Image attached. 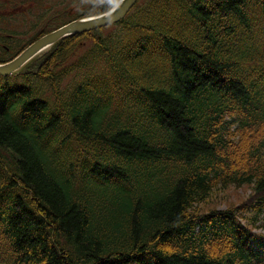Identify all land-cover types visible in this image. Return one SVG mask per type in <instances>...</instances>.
Wrapping results in <instances>:
<instances>
[{
    "label": "trees",
    "instance_id": "trees-1",
    "mask_svg": "<svg viewBox=\"0 0 264 264\" xmlns=\"http://www.w3.org/2000/svg\"><path fill=\"white\" fill-rule=\"evenodd\" d=\"M218 185L245 215L195 212ZM263 213L264 0H139L0 77V264H264Z\"/></svg>",
    "mask_w": 264,
    "mask_h": 264
},
{
    "label": "rangeland",
    "instance_id": "rangeland-1",
    "mask_svg": "<svg viewBox=\"0 0 264 264\" xmlns=\"http://www.w3.org/2000/svg\"><path fill=\"white\" fill-rule=\"evenodd\" d=\"M83 1L85 8L91 4L92 0ZM78 2L79 0H0V58L14 57V53L21 47H26L36 38L68 22L70 17L72 18L81 10ZM111 31L112 29L105 28L100 33L103 36ZM93 46L94 42L91 37L84 35L77 45L75 55L73 53L67 58L65 66L67 68L72 66L78 58L82 62L83 58L88 57ZM4 47L8 50L12 49L4 54L2 51ZM69 79L70 76H67L59 89L64 88ZM36 88L39 90V87ZM44 93V97L51 98L49 92L44 91ZM222 186L218 185L212 196L200 204L195 212L230 209L237 211L239 216L245 215L247 211H245L244 203L248 198L249 189L247 187L236 188L231 185H226L225 188ZM242 221L245 223V220ZM260 223H264V213L260 216L258 224L254 226L251 224L252 232L264 235V227Z\"/></svg>",
    "mask_w": 264,
    "mask_h": 264
},
{
    "label": "water",
    "instance_id": "water-1",
    "mask_svg": "<svg viewBox=\"0 0 264 264\" xmlns=\"http://www.w3.org/2000/svg\"><path fill=\"white\" fill-rule=\"evenodd\" d=\"M138 0H118L107 12L73 20L37 38L12 60L0 64V77H8L21 69L33 57L59 40L76 34L90 32L121 21Z\"/></svg>",
    "mask_w": 264,
    "mask_h": 264
},
{
    "label": "flooded vegetation",
    "instance_id": "flooded-vegetation-1",
    "mask_svg": "<svg viewBox=\"0 0 264 264\" xmlns=\"http://www.w3.org/2000/svg\"><path fill=\"white\" fill-rule=\"evenodd\" d=\"M4 48H6V47H4ZM6 49H7V51H9L8 48H6Z\"/></svg>",
    "mask_w": 264,
    "mask_h": 264
}]
</instances>
